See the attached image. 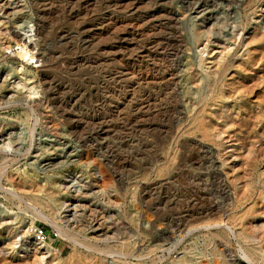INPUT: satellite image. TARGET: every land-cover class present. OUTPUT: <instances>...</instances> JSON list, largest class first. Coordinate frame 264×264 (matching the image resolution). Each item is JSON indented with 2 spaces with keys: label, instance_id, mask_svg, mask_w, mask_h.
<instances>
[{
  "label": "rangeland",
  "instance_id": "obj_1",
  "mask_svg": "<svg viewBox=\"0 0 264 264\" xmlns=\"http://www.w3.org/2000/svg\"><path fill=\"white\" fill-rule=\"evenodd\" d=\"M200 1L215 26L198 39L213 24L197 13ZM9 2L15 14H0V264H264L228 229L197 231L222 218L264 246V230H251L264 222L263 45L251 42L256 28L264 34V0ZM37 22L45 41L31 49L13 32ZM22 43L33 59L22 61ZM225 48L230 72L247 76L244 99L229 102L247 121L224 129L219 148L197 137V97L212 93ZM201 140L228 157L219 169L229 201ZM255 156L256 204L242 228L234 217L253 202L236 210L248 169L233 168Z\"/></svg>",
  "mask_w": 264,
  "mask_h": 264
},
{
  "label": "bare ground",
  "instance_id": "obj_2",
  "mask_svg": "<svg viewBox=\"0 0 264 264\" xmlns=\"http://www.w3.org/2000/svg\"><path fill=\"white\" fill-rule=\"evenodd\" d=\"M14 6L15 5H12L9 2V0H0V14L2 13L1 15L4 19L9 18L10 16H13L15 14L16 7H14ZM196 9L198 11L197 13H200L201 14L200 16L204 19V23L209 22V25L211 23H213L212 11L209 10L208 8H206L205 2L200 1L197 4ZM21 14H22V16H27L25 11L24 12L22 11ZM37 23L38 24L36 27H35V25H32V26H29L26 28H22L21 31H14V32L12 31V32L16 36V39L18 37L23 38L22 36H24L25 39L29 40L28 43H29L30 47L31 46L36 47V46L40 45L41 43H44V41H45L43 29L41 28L40 23L39 22H37ZM214 26H215V23L211 24L209 31L199 32L197 34L196 38L201 39V38H204L205 35L211 34V32L214 29ZM30 28H31V30H29ZM258 31L259 30L256 28L255 31L253 32L251 42L254 44L258 41V42H260V44L263 45L262 57L264 59V34H263V36H258ZM29 33H31V34L29 35ZM35 36L37 37V39L33 40V37H35ZM32 41H34V42H32ZM22 44L24 46V43H22ZM32 47H31V49H32ZM30 51L31 50L30 49L28 50L27 45L24 47H21L19 55H20V58H22V61L25 58H27L29 55H30L28 57L29 60L33 59L35 57L34 53H32ZM224 52H226V53H224ZM231 54H232V51L229 49L227 51V49L225 48L224 50H222L221 52L216 54L217 56L215 55L216 58L220 55H221V57L219 59H216L215 66H214L215 69H214V71L211 72V74H209V77H210L209 79H211L210 87L213 88V91H212V93H208V92L203 93L202 95H200V97H197V117H196V119H197V137L199 136L198 132H202L204 137L211 138L212 140L218 142L219 148L221 147L219 142H222L224 135H225V133L223 131L224 129H228L233 121H238V123H240L241 125L245 124L247 121L246 118L240 117V107H233V106H230V104H229V102L232 100H236V99L237 100L238 99L243 100L244 99V97H243L244 94H242L243 93L242 88L245 86L243 80L247 77V76H244L242 74L241 69H236L234 72H230L231 71L230 70L231 65H232L231 61H230L231 56H232ZM40 57H43V55H41ZM259 75H260V79H261L260 85L262 87V93L264 94V68L261 70V74H259ZM24 86L28 87L25 84H24ZM28 89H29L31 95L36 93V91H35L36 86H33L31 88H28ZM12 99H13V97H12ZM21 99L25 100L26 98L22 97ZM242 102H244V101H242ZM209 106L212 107L213 109L210 112V114H211L210 120L206 122L205 119L202 118L201 116H203V114L209 113V111H208V108H210ZM254 107H256L258 109L259 103L258 104L256 103ZM197 147L201 151V153H204L205 155L210 156L209 158H210L211 167L214 169L213 172L218 173L219 177L223 178V174H225V173L222 170L227 168L228 165H230L228 163V157L222 158L223 156L222 157L216 156L217 158H215V155H216L215 149L209 145L204 144L202 142V140L197 142ZM223 149L222 148L220 149V154H221ZM224 150H226V148ZM225 155H226V153H225ZM233 156L234 155H231L229 157H233ZM234 157H235L234 161L239 160V158L237 156H234ZM217 160H218V162L221 161V164H219L217 162ZM256 162H257L256 156L252 157V158H246L245 160H243L242 164L240 163V165L237 169H236V167L233 168L234 171H237L239 169L241 170V168H242L243 172L245 171L244 169H246V170L248 169L247 172L245 171V174H244V175H246L245 178L247 177L246 178L247 183H246V186L245 185L242 186V189L243 188L245 189L246 187L247 188L245 189L244 196L242 198H239L238 200H236V206H235L236 210L237 209L239 210L241 208H245L247 205L246 203L249 201L253 202L249 208L243 209L240 215L237 214L234 217V219L238 222V224L240 223L242 225V228L244 227V225L242 224V222L244 221V218L246 217L248 212L251 209H253V207L256 204V202L254 201L256 191L255 192L252 191L253 185L251 186V183H248V181H249L248 180L249 179L248 172L250 171L249 173H251V170H253V168L255 167ZM220 167L222 168V170L219 169ZM247 174H248V176H247ZM226 175H227V173H226ZM240 177H243V176L240 175ZM240 177H238L240 180H242L244 178V177L243 178H240ZM220 182H221V185L223 186V188H222L223 194L225 195V198H228V201H229V199L231 198V191L229 190V186L227 185V182L224 178ZM249 186H251V187H249ZM250 188H251V190H250ZM254 190H256V189H254ZM257 195H258V198L261 197L264 200V186L262 187L261 191L257 192ZM230 204H229V206H230ZM216 208H218V207L216 206ZM224 221L221 218L219 221H216V222L210 221V220L198 222L197 231L205 230V231L211 232L212 230H214L215 231L214 235L220 236V235H222L221 232L226 233V230L228 229L233 234L234 237L239 235V236L244 237L245 239L250 241L251 244L246 245V253H245V255L248 257V260L253 261L252 257H254V256H258V257L260 256L261 258H264V246H262L259 243V241L255 240V238H252L251 236L247 235L244 230H240V231L237 230L236 231L234 229L229 228L227 223ZM251 226H252L251 230H253L254 232L259 233L260 230L261 231H262V229L264 230V222L260 221V219H258V217L251 223ZM235 227H237V226H235ZM261 231H260V233H261ZM262 233H264V232H262ZM259 239H260V237H259ZM41 244L42 243L36 245L35 248H38V250H44V251H46V253L51 252L50 247H52V246H49L46 249L45 248L46 246H39ZM243 258H244V256H243ZM248 260H247V262H248Z\"/></svg>",
  "mask_w": 264,
  "mask_h": 264
},
{
  "label": "built area",
  "instance_id": "obj_3",
  "mask_svg": "<svg viewBox=\"0 0 264 264\" xmlns=\"http://www.w3.org/2000/svg\"><path fill=\"white\" fill-rule=\"evenodd\" d=\"M35 234L37 240L43 241L45 239V232L42 228H36Z\"/></svg>",
  "mask_w": 264,
  "mask_h": 264
}]
</instances>
